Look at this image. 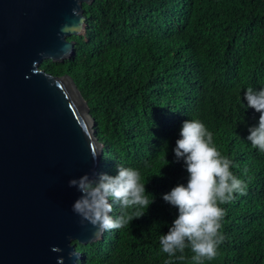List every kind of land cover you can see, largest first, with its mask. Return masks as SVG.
<instances>
[{"label":"trees","instance_id":"obj_1","mask_svg":"<svg viewBox=\"0 0 264 264\" xmlns=\"http://www.w3.org/2000/svg\"><path fill=\"white\" fill-rule=\"evenodd\" d=\"M85 9L86 36L69 39L77 42L76 55L46 60L41 69L70 76L87 101L104 145L99 175L133 163L155 200L128 226L79 245V263L195 264L188 249L182 260L161 250L160 236L178 209L159 196L186 185L188 173L170 144L163 151L165 135L147 120L169 101L192 96L203 105L198 117L226 131H213L214 144L248 182L245 195L222 205L225 240L204 264H264V153L247 141L260 113L247 111L244 99L248 87L264 88V0H96ZM120 212L114 204L112 217Z\"/></svg>","mask_w":264,"mask_h":264},{"label":"water","instance_id":"obj_2","mask_svg":"<svg viewBox=\"0 0 264 264\" xmlns=\"http://www.w3.org/2000/svg\"><path fill=\"white\" fill-rule=\"evenodd\" d=\"M95 1L0 0V264H80L77 247L105 234L81 223L68 183L99 176L95 120L70 76L41 69L76 55Z\"/></svg>","mask_w":264,"mask_h":264},{"label":"clouds","instance_id":"obj_3","mask_svg":"<svg viewBox=\"0 0 264 264\" xmlns=\"http://www.w3.org/2000/svg\"><path fill=\"white\" fill-rule=\"evenodd\" d=\"M244 99L247 111L252 112V108L260 113L258 125L249 128L247 141L264 153V88L248 87ZM200 108L203 105L198 99L183 96L177 101H169L167 107L147 119L151 130L165 135L161 139L163 151L170 144L176 161L183 160L188 173L186 185L178 184L159 196L162 204L167 202L178 209V216L169 231L160 236L161 250L170 258L182 260L188 249L193 253L195 264L215 259L225 240L222 229L226 209L222 205L232 202L237 194L245 195L248 188V182L233 173V161L215 146L213 131L221 132L209 128L198 117ZM168 135H171L170 139ZM150 137L148 132L147 140ZM99 155L94 153L93 158L97 159ZM122 162L124 165L102 172L96 179L85 174L68 182L69 187H75L81 194L73 204V211L80 216L82 224L87 222L97 228L94 236L105 230L128 226L154 203L155 199L149 198L142 182L141 173L130 167L133 163ZM114 204L121 209L115 219L111 215ZM165 264H172L171 259Z\"/></svg>","mask_w":264,"mask_h":264},{"label":"rangeland","instance_id":"obj_4","mask_svg":"<svg viewBox=\"0 0 264 264\" xmlns=\"http://www.w3.org/2000/svg\"><path fill=\"white\" fill-rule=\"evenodd\" d=\"M176 185H174L173 187H175Z\"/></svg>","mask_w":264,"mask_h":264}]
</instances>
